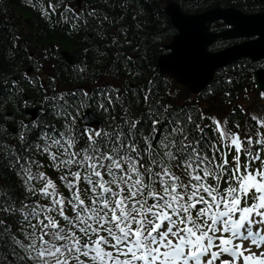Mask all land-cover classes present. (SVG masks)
Returning <instances> with one entry per match:
<instances>
[{
    "label": "snow or ice",
    "instance_id": "1",
    "mask_svg": "<svg viewBox=\"0 0 264 264\" xmlns=\"http://www.w3.org/2000/svg\"><path fill=\"white\" fill-rule=\"evenodd\" d=\"M162 3L28 0L80 37L61 69L0 37V264H264V93L245 105L228 69L184 71L179 18L164 59L193 87H170L147 55Z\"/></svg>",
    "mask_w": 264,
    "mask_h": 264
},
{
    "label": "water",
    "instance_id": "2",
    "mask_svg": "<svg viewBox=\"0 0 264 264\" xmlns=\"http://www.w3.org/2000/svg\"><path fill=\"white\" fill-rule=\"evenodd\" d=\"M168 14L175 27L178 18L185 23L187 32L180 43V47L184 52V59L180 67L190 75V69L193 66L208 70L207 75L211 78L216 68L229 62L233 58L240 56H250L255 60L264 58V12L254 15H244L233 8H215L199 15H185L177 7H171L168 10ZM218 19L224 20L232 28L220 35L207 32L206 22ZM177 29L179 34V28ZM219 36H257V38L220 53L212 54L208 52L206 50L207 46ZM175 37L171 44L175 43ZM159 67L161 70H170L164 56L160 58ZM257 76L260 84L264 86V71H258ZM183 81L188 82L192 86L190 80L183 79Z\"/></svg>",
    "mask_w": 264,
    "mask_h": 264
},
{
    "label": "trees",
    "instance_id": "3",
    "mask_svg": "<svg viewBox=\"0 0 264 264\" xmlns=\"http://www.w3.org/2000/svg\"><path fill=\"white\" fill-rule=\"evenodd\" d=\"M165 2H172L177 4L185 13H198L204 10L213 8L215 6L221 7H235L237 9L242 10L243 12H255L261 8H252L249 7V4L255 7H259L254 0H164ZM7 8V13L3 12L4 8ZM15 8L20 9L18 11V19L23 20L24 24L28 27L29 35L27 36L25 41H20L21 44L27 42L31 48H37L42 45V43H46L50 46V51H54L53 44H59L58 47L67 48V49H75L79 47L77 41L80 39L79 36L71 37L67 33H63L61 31H57L55 29L50 28L47 23L40 17L39 13L36 10H32L29 17L23 18L22 12L26 8L21 4L20 0H0V37L10 38L13 33L16 34V30L11 23V17H9L10 12H12ZM257 9V10H256ZM26 11V10H25ZM8 15V16H7ZM161 19L166 21L170 31L163 35L160 43L167 41L170 37V32H172V26L170 24L168 16L163 11ZM38 36L41 38L39 39ZM45 39H42V38ZM59 38V40H56ZM55 39V40H52ZM0 49L4 50V54H7V49L3 44H0ZM75 49V55L78 59H81L80 53ZM53 53V52H52ZM158 49L149 47L147 55L150 58L151 66L157 71L156 68V59L158 57ZM28 62V59L23 55H19L13 64V70L16 72L19 69H22L25 64ZM64 68V67H61ZM60 68V69H61ZM163 78V77H162ZM244 83H241L243 86Z\"/></svg>",
    "mask_w": 264,
    "mask_h": 264
}]
</instances>
